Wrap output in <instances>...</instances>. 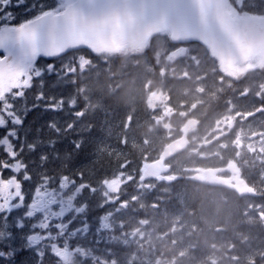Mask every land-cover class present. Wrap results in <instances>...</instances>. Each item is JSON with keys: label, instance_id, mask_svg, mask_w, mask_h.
Listing matches in <instances>:
<instances>
[{"label": "snow or ice", "instance_id": "snow-or-ice-1", "mask_svg": "<svg viewBox=\"0 0 264 264\" xmlns=\"http://www.w3.org/2000/svg\"><path fill=\"white\" fill-rule=\"evenodd\" d=\"M204 0H0V264H60L112 190L77 73L130 33L207 27ZM123 167V166H121ZM102 206L103 201H97Z\"/></svg>", "mask_w": 264, "mask_h": 264}, {"label": "rangeland", "instance_id": "rangeland-1", "mask_svg": "<svg viewBox=\"0 0 264 264\" xmlns=\"http://www.w3.org/2000/svg\"><path fill=\"white\" fill-rule=\"evenodd\" d=\"M235 1L237 7L245 8L243 13L247 15H261L259 10H264V0ZM162 41V36L155 39L158 47H165ZM160 47L156 56L165 54L164 58L175 64L183 63L188 58L189 64L198 65L210 73V76L207 73L196 76L200 80L198 85L183 80L180 85L175 84L172 90H169V87L153 92L148 90V102L153 109L149 131L157 136L155 143H160V136L174 131L179 116L187 113L201 116L202 107L213 109L205 116L202 129L193 127L191 139L195 143L200 136L216 139L202 146L203 152L197 153L195 145H191L185 154H179L170 161L173 166L170 175L182 176L176 195L184 194L183 191L187 190L188 182L184 181L185 176L200 167L208 166L214 157L212 155L220 156L223 165L232 168L230 179L236 175L247 177L248 173L250 174L249 168L257 167L259 178L253 180L256 194L245 197V213L248 219L259 218L264 225V83H257V74L264 68V60L253 57L238 66L236 75L224 74L219 68L220 72L209 68L210 61H201L199 55L191 53L187 42L171 44L165 51H160ZM128 49L131 50H125ZM160 70L163 74L168 72L166 65L160 67ZM186 72L190 74V70L187 69ZM181 75L187 76L185 73ZM218 99H221L219 108L222 110L214 111ZM178 109L180 110L177 114ZM158 128L162 130L158 131ZM149 137L150 135H147L146 140ZM143 162L145 164L147 160ZM122 166L115 172L117 182H113L112 190L101 188L100 191L108 195V198L100 195L99 199L103 200V203L99 206L98 213L89 217L91 227L77 238L94 242V246L99 247L98 251L103 252H93L83 244L72 242L70 246L62 249L63 263L264 264V247L254 244L252 249L247 245L242 246V250L235 247L234 253H222L220 249L223 245L227 249H233V246L213 234L211 235L216 241L207 240L210 239V231L205 227V223L212 220L206 217L202 221L197 219L194 211L182 199L174 208L165 210V215L169 217L167 220L159 210H149L146 194L152 196L150 200L155 202V197L160 196V192L168 188L172 180L161 182L162 187L152 180L134 182L135 180H131L135 176L131 175L129 170L124 173V167H127L124 163ZM125 185L129 186L126 188ZM122 187L124 193L116 197ZM91 200L93 204L94 199Z\"/></svg>", "mask_w": 264, "mask_h": 264}, {"label": "trees", "instance_id": "trees-1", "mask_svg": "<svg viewBox=\"0 0 264 264\" xmlns=\"http://www.w3.org/2000/svg\"><path fill=\"white\" fill-rule=\"evenodd\" d=\"M228 1L230 8L236 13L243 12L245 9L237 7L235 0ZM259 13L264 14V10H259ZM157 36H162V42L165 43V47L159 45L160 51L161 49L163 51L169 49L171 44H178L170 39L168 33L166 35L157 33L151 37L146 46L141 48L123 50L118 53H96L92 58V62L77 73L76 88L79 89L80 104L87 107L88 116L86 119L95 120L96 132L104 141L105 152L102 157L104 167L101 168V172L106 171L110 175L113 171L120 170L124 163L127 167H124V173L129 170L130 174L135 176L133 178L134 182L146 181L141 178L143 160L149 161L158 156L163 145L180 134L182 125L192 117L200 119L197 128L202 129L205 116L213 110L212 107L210 109L202 107L201 116H194L192 113L179 116V123H176V127L173 128L174 131L171 134L160 136V143L154 142L156 135L154 136L149 131L153 109L150 102H148V90L153 92L168 87L169 90H172L175 84L180 85L183 80L198 85L200 80L196 76L205 73L210 76L209 71H204V69L193 63L189 64L188 58L183 63L175 64L167 61L164 58L165 54L161 53V57L156 56L159 51L158 43L155 42ZM187 44L190 46L191 53L199 55L201 61L211 62L209 68H215L216 71L220 70L224 74L226 73L203 44L197 41L188 42ZM165 65L168 72L163 74L160 67ZM187 69L190 70V74L186 72ZM184 73L187 76L181 75ZM257 75V83H264V68L260 69ZM250 77L253 78L254 75H250ZM220 104L221 99H218L214 111L222 110V108H219ZM179 110H176L177 114ZM161 130L158 128V131ZM140 132L142 133L141 136H139ZM147 135H150V137L146 140ZM214 139L216 137L207 139V137L200 136L196 143L192 140L191 145H195L197 153L203 152L202 146L207 145L209 142L212 143ZM189 147L181 154H185ZM212 156L214 157L209 161L208 166L223 164V159L220 156ZM249 169L250 174L248 173L246 179L254 184L253 180L259 178L258 168ZM178 176L182 177L177 174ZM153 182L162 187L161 182ZM179 182L180 178L172 180L169 187L162 190L160 196L155 197V202L150 200L152 196L146 194V201L149 204L148 209L159 210L163 218L169 219L165 215V210L174 208L182 199L194 211L197 219L200 221L206 218L212 220V222L207 221L205 223V227L210 231V239L207 240L215 242L214 236H220L224 242L233 246V249H227L223 245L224 247L220 249L222 253H234L235 247L242 250V246H251L252 243L264 247V225L262 222L257 219L245 222L244 206L246 196H240L234 190L222 186H211L195 181H189L186 192L183 191L184 194L179 193L176 195ZM125 186L127 188L129 185ZM122 193H124V187L120 188L116 197ZM100 195L106 197V199L108 198V195L97 191L91 197L94 202L88 209L89 217L98 213L99 207L96 202L99 201ZM73 242L83 244L93 252L99 250V247L94 246V242H86V239H76ZM101 252L103 251H98V253ZM60 264L65 263L60 260Z\"/></svg>", "mask_w": 264, "mask_h": 264}, {"label": "water", "instance_id": "water-1", "mask_svg": "<svg viewBox=\"0 0 264 264\" xmlns=\"http://www.w3.org/2000/svg\"><path fill=\"white\" fill-rule=\"evenodd\" d=\"M211 5L209 20L206 28L202 30H192L183 33L170 31V36L174 41H200L205 44L211 54L219 60L222 68L233 71L237 63L243 64L253 55L264 57V16H234L228 10L227 0H204ZM153 31L146 36L139 33H130L123 36L119 41L109 40L101 43L102 50L99 52H116L126 46H144ZM194 123L196 121L192 120ZM183 134L170 141L164 146L159 158L149 162L143 172L146 178H163L164 172L169 171L170 167L166 160L189 144L187 125L182 127ZM222 168H207L191 178L209 184H221L235 188L240 194L249 193L252 187L242 178H237L235 183L229 182L226 178L218 175Z\"/></svg>", "mask_w": 264, "mask_h": 264}, {"label": "bare ground", "instance_id": "bare-ground-1", "mask_svg": "<svg viewBox=\"0 0 264 264\" xmlns=\"http://www.w3.org/2000/svg\"><path fill=\"white\" fill-rule=\"evenodd\" d=\"M146 124V123H145ZM141 133V132H140ZM142 135V133L139 135V136H141ZM109 140V139H108ZM109 142V141H108ZM108 145V144H107ZM111 145V144H110ZM109 146V145H108ZM110 148H111V146H110ZM134 176V175H133ZM134 180V179H133ZM133 180H131V181H133ZM128 194H129V192H128ZM260 197V196H259ZM99 199V198H98ZM100 200V199H99ZM101 201V200H100ZM103 201V200H102ZM94 202V201H93ZM92 205V204H91ZM94 208V207H93ZM161 216V215H160ZM159 219V218H158ZM166 219V218H165ZM167 220V219H166ZM166 222V221H165ZM166 225V224H165ZM262 241V240H261ZM261 241H259V242H261ZM260 245V244H259ZM263 245V244H262Z\"/></svg>", "mask_w": 264, "mask_h": 264}, {"label": "flooded vegetation", "instance_id": "flooded-vegetation-1", "mask_svg": "<svg viewBox=\"0 0 264 264\" xmlns=\"http://www.w3.org/2000/svg\"><path fill=\"white\" fill-rule=\"evenodd\" d=\"M234 172V171H233ZM232 173V171H228L226 173H224L225 175L229 176Z\"/></svg>", "mask_w": 264, "mask_h": 264}]
</instances>
